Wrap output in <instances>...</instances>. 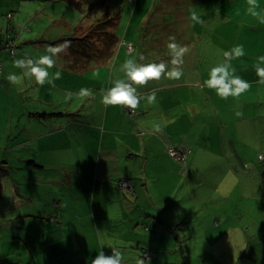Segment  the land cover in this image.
Returning a JSON list of instances; mask_svg holds the SVG:
<instances>
[{"label": "crops", "instance_id": "crops-1", "mask_svg": "<svg viewBox=\"0 0 264 264\" xmlns=\"http://www.w3.org/2000/svg\"><path fill=\"white\" fill-rule=\"evenodd\" d=\"M9 1L0 0V17L6 14L5 18H0V46L14 40L16 59L24 58L25 54L33 58L44 54L49 44L73 43L75 30L83 22L81 15L72 22L66 17L67 21L57 18L62 13L48 15L50 20L41 17L45 7L63 0H47L45 5L37 0L35 5L40 9L30 6V17L22 20L19 15L15 21ZM66 1L76 6L72 0ZM9 13H12L11 18H8ZM32 13L37 14L32 16ZM53 28H58V33H49ZM113 32L116 33V28ZM74 44L77 49L74 51L73 47L70 52L68 47L59 53L55 66L49 70L53 74L60 71V79L43 87L27 78L21 87L14 85L13 95L29 92L33 104L29 103L18 116L13 111L15 104L12 105L8 123L0 112V164L11 166L18 178L17 182L9 183L10 192L15 191L16 184L22 188L20 183L25 182L27 176V161L34 160L43 166L36 182L32 183L34 195L23 188L21 194L27 197L25 202L16 196L18 190L13 193V202L6 201L7 205L14 206L25 203L26 208L20 211L14 207L12 215L8 209L0 210V233H5L0 235V264H91L88 250H94L96 257L101 250V234L99 241L98 236L95 240L80 236L74 246L69 239L76 233L97 231L111 236H106L108 243H103L104 246L121 247V237H113L109 223L112 219H116L115 224L119 223L128 212L132 218L130 233L135 237L128 241L129 247L124 248L140 247L141 241L135 233L143 227V231L153 232L151 240L154 234H162L159 236L165 237V242L174 248H178V244L184 247L179 241L184 237L191 248H186L182 264H190L193 248L205 250L203 256L200 252L201 264H230L225 252L228 244L237 248L236 254H241L240 259L231 264H264V213L260 214L261 210L257 209L259 233L256 242L250 244V226L233 221L236 210L225 209L229 208L231 200L222 193L223 187L228 185L227 190L239 196L236 201L251 199L253 202L260 199V194L264 196V164L258 161L263 167L254 170V164L264 154V86L258 85L254 66L264 50L252 58V64L248 58L247 62L236 66L237 74L252 85L239 98L221 99L204 86L203 81L215 64L210 62L209 68H198L201 63L195 53L190 59L195 62L193 68L182 65L180 79L162 77L140 88L141 94L155 91L156 101L149 104L142 99L132 114L121 106L106 108L101 103L102 91L124 75L120 68H114L122 51L121 39L118 37L114 54L100 62L86 58L81 43L74 41ZM1 56L4 63L0 90L4 83L10 84L7 79L10 73L22 72L14 65L16 59L6 51H0V61ZM81 88L89 89L94 98L73 96L67 99L69 93H78ZM8 92L12 95L11 89ZM236 111L242 115L238 117ZM37 112L54 115L40 120L32 115ZM157 127L160 131H156ZM170 148L191 150L187 163L172 158L168 153ZM125 180L129 182L126 189L121 186ZM207 184L211 187L204 195L202 186ZM3 187L2 194L6 195L7 187ZM80 191L88 195L79 197ZM174 194L181 199L174 198L171 202ZM212 200L222 208L206 210ZM169 206L172 209L169 210ZM167 209L172 211L168 217ZM221 210L228 217L232 214L230 220H225L227 228L212 218ZM154 211L158 215L148 224ZM239 213L249 216L251 211ZM200 215L204 217H197ZM187 216H193L190 221L194 220L192 234L195 238L176 233V226L185 222ZM74 217L80 218L75 221ZM259 217L263 221L261 226ZM83 219L105 227L100 231L99 226L84 224ZM146 253L150 258L158 256L145 250Z\"/></svg>", "mask_w": 264, "mask_h": 264}, {"label": "rangeland", "instance_id": "rangeland-1", "mask_svg": "<svg viewBox=\"0 0 264 264\" xmlns=\"http://www.w3.org/2000/svg\"><path fill=\"white\" fill-rule=\"evenodd\" d=\"M35 2H37V0L9 1L10 9L13 11V15L15 17L14 20L17 21L19 15L23 17L22 20L28 19L30 17L28 14L30 6H32V9L36 8V6L37 9H40L41 7L35 5ZM72 2L76 5L75 7L66 0H63L59 3L56 2L57 4H53L51 7H45L44 13L41 15V17H43L45 20H50L48 15H51L54 12L57 14L62 13L57 18L62 19L66 17L68 21L72 22L75 21L78 16H84L82 25H80L79 28L75 30L73 41L81 43L83 39H90L94 43L93 50L97 51L99 48L103 50L101 53L99 51V55L104 53V42H100L101 34H98V32L102 31V29L95 27V25L100 21L106 20L108 17H114L116 13H120L119 23L115 28L118 37L121 39L120 48L122 51L114 68H120L123 61L127 58H134L139 61L140 55L145 57L144 61H139L143 63H159L161 61H170L171 57L167 48V44L170 42L169 37H175L176 43H179L180 45H187L189 47L188 53L183 58V65L185 64L184 68H193L192 66L195 62L194 60L190 59H192V56L195 53H197L196 60L198 59L201 63V66L198 68H209L211 64L210 62H214L216 65L218 62L223 60V52L231 50L236 45H243L245 55L231 61L232 65L237 68L236 66L247 62L248 58L250 60V64H252V58L255 55L259 56L260 52L264 50V24L259 23L248 12L249 5L247 0H72ZM47 3V0H41L39 2V4L42 5ZM257 3L259 5L257 10L264 13V0H257ZM83 9L84 11H82ZM190 10H195L204 23L200 24L193 22L190 19ZM36 14L37 13L33 14L32 16H36ZM5 15L6 14L4 13V16H1L0 18H5ZM66 18L64 19L66 20ZM115 28L111 27L109 29L111 32H113L115 31ZM55 32L58 33V28H53L49 33ZM4 38L6 39V37H3V39ZM4 46L7 47V45ZM129 46H131V48H129ZM2 58L3 56H1V62L4 63V58ZM99 60L102 61V59L99 58H96L95 61L100 62ZM8 89H11L12 95H9ZM13 93H15L14 85L4 83L3 89L0 90V112L4 122L7 120V123L10 120L8 113L11 109H13L12 105L15 104L13 111L15 112V115L18 116L23 108L30 106L29 103L33 104L32 101H34V99L29 98V92L15 96ZM17 120L18 117H15L14 121ZM4 122L2 125H5ZM176 150L180 151L182 148H178ZM262 156H264V154H262ZM258 161L259 160H257L254 164V170H256V167H263V164ZM248 169L249 172L253 170L252 167ZM221 175L219 177H221ZM249 177H251V175H248V178ZM31 178L37 179V177ZM16 179L18 180V178ZM26 182L27 180L25 179V182L20 183L22 186L21 189L18 188L19 185L16 184L17 187L14 188L15 191L12 192H10L11 189L8 187V184L3 185L7 187L4 189L6 195L2 194L4 187L0 188V210L8 209V211H10L9 213L12 215L14 207L20 208V211L26 208L25 203H19L20 205L14 206L11 204L7 205L8 203L6 202H13L15 197V195L13 196V193L17 190L18 195L16 196L22 202H25L27 197L21 194V190L23 188H25V192L27 190L29 194L32 192L34 195V193H36L33 189L35 186L27 187ZM28 183L31 184L34 183V181H28ZM210 187L211 185L208 184L202 186V192L204 195ZM223 188V197L227 200H231L229 208L227 207L225 209L234 208L236 213L233 217V221L236 222L239 220L242 221L240 225L250 226V244H254L259 233L256 226L258 222L257 209L261 210L260 214L264 213V196L260 194V199L258 198L259 200L253 202L251 199L236 201L239 196L233 195V192H229L227 190L229 188L228 185L224 186ZM260 193H262V191H260ZM20 194L21 196H19ZM63 194L66 195V192H63ZM36 195L41 197L40 194ZM87 195L88 194L86 192H79V197ZM59 196L61 197V195ZM174 198L178 200L181 199V197L177 198V194H174L172 196L171 202L174 201ZM183 201L184 200L182 199V202ZM177 204L178 203L175 205L177 206ZM62 207L64 209L65 206L63 205ZM122 207L126 212H128L129 209H127L126 206L123 205ZM170 208L172 209L171 206H169L168 209L170 210ZM215 208L222 207L216 200H212L210 206L206 210ZM168 209L165 210L167 217L168 213L172 212L168 211ZM242 210L251 211V214L249 216H241L239 212ZM80 211H82V206ZM155 212L157 211L151 213L148 224L153 222V219L157 217L158 213ZM216 213L218 214L213 215L212 218L217 221H221L222 226L227 228L225 220H230L229 217L232 218V214H230L228 217L224 210L217 211ZM182 214L184 215L183 212ZM124 215V217L119 219V223L115 224L116 219H112L109 225H111V229L113 230L111 233L114 234L113 237L115 235L121 237V242L119 245H121V251L126 264H135V258H142L143 256L144 258L147 257L148 260H150V264H182L186 256V248H191L190 246H187L188 242L184 237L179 240L180 243L184 245V247L181 248V245L178 244V248H174L173 246H170V243L165 242V237L159 236L162 234H154L155 238L151 240L150 237L153 232L147 233L146 231H143V227H140L138 232L135 233V235L139 237L138 240L141 241L139 242L140 247H138V249L124 248L129 247L130 244L128 241L135 237L132 233H130L132 219L131 215L129 212L125 213ZM192 217L193 216H187L185 222L180 223V227L176 226L175 229H177V234L183 233L186 236L195 238V236L192 234L194 231V220L193 223L190 221V218ZM197 217L204 216L200 215ZM1 218L3 219V216ZM79 218L80 217H74V220H79ZM83 220L84 224H88L90 226H99V228L104 226L102 223L96 225L94 222H92L93 218H91L92 221L89 219ZM140 221L145 220L142 218ZM259 222L260 224L258 223V225L261 226L263 221L260 220V217ZM137 223L140 224V222ZM98 230L101 231L102 228ZM4 234L5 233H0V235ZM99 234H101L103 243H108L107 237L111 236L104 233H99L97 231L95 233L89 232L87 234H73L74 237L69 239L68 242L71 241L73 244L71 246H74L75 244H78L76 241L80 240V236L86 235L90 239L95 240V236H98ZM99 240L100 236H98L97 241ZM103 250L106 254H111L110 247L103 248ZM145 250L149 251L150 253L152 252V254L158 253V256L155 258L154 255V258H150L148 253L144 254ZM251 250L252 248H250L249 251ZM201 251L202 250L198 248H193V250H190V264H201L199 261ZM81 252L84 254L85 250H82ZM88 252L90 256L89 260L91 261V259L95 258L94 250L89 248ZM204 252L205 250L201 252L202 256ZM225 252L227 253L226 259L230 264L231 261L236 262L241 257V254L239 255V253H235L237 252V248L235 246H231L230 244L226 246ZM209 261L210 260L207 259V262Z\"/></svg>", "mask_w": 264, "mask_h": 264}, {"label": "clouds", "instance_id": "clouds-1", "mask_svg": "<svg viewBox=\"0 0 264 264\" xmlns=\"http://www.w3.org/2000/svg\"><path fill=\"white\" fill-rule=\"evenodd\" d=\"M247 2L249 5L248 12L259 23L264 24V13L257 10L259 8L257 0H247ZM190 19L196 23H204L195 10H190ZM169 41L167 48L171 57L170 61L143 63L138 62L134 58L125 59L120 66V71L124 74L123 78L113 80L111 86L107 90L102 91L101 103L106 108L121 106L133 112L140 106L142 99L149 104L155 103V91L141 94L139 89L146 87L151 81H159L162 77L180 79L183 76V58L189 51L187 45L176 43L175 37H169ZM69 46L70 41L55 45L49 44L46 45L44 54L35 58L25 54L24 58L14 60L15 67L21 69L22 72L20 74L10 73L7 77L9 83L21 87L27 78L30 80L34 79L35 83L40 87L45 84H52L54 80L61 78L62 73L56 71L53 74L49 70L55 66V57ZM244 55L243 45H236L231 50L223 52V60L210 68L208 78L203 81L204 86L213 90L218 97L224 100L229 97L239 98L249 91L252 85L241 75L237 74V69L231 63L233 59H238ZM144 60L145 57L140 55L139 61ZM254 67L259 78L257 81L258 85L264 86V55L258 57ZM73 96L93 97V93L89 89L81 88L78 93H69L67 99L71 100ZM236 115L239 117L242 113L236 111ZM156 131H160V128L157 127ZM103 247V241L101 240V250L97 252L94 259H91V264H125L120 246H109L111 249L110 255L105 253ZM135 264H150V260L137 257L135 258Z\"/></svg>", "mask_w": 264, "mask_h": 264}, {"label": "trees", "instance_id": "trees-1", "mask_svg": "<svg viewBox=\"0 0 264 264\" xmlns=\"http://www.w3.org/2000/svg\"><path fill=\"white\" fill-rule=\"evenodd\" d=\"M11 15H12V13H11ZM119 17H120V13L119 14L116 13V15L114 17H112V18L108 17L106 20L100 21L99 23H97L95 25V27L102 29V31L98 32V34H101L100 35V37H101L100 42L101 41L104 42V53L103 54L99 55V51H100V53L102 52V50L100 48L97 49V51L93 50L94 43L90 39L89 40L83 39L81 41L82 45H80V47H82V48L85 47V51H83L82 54L84 56H86V58H88L89 60H94L96 58L107 59L108 57H111L114 54V52L117 48V45H118V36L116 35L115 32H111L109 28H111V27L115 28L118 25ZM11 41L14 43V40L11 39ZM5 45H9V43L7 42V43H5ZM15 47H16V44H15ZM15 47L13 49L14 53H12L11 50L7 49L6 46H4V47L0 46V51L1 50L3 52L6 51L10 55V57L13 59V58H16V53H17ZM73 47H74V51H75L77 49V44H74V41L69 46L70 52L73 51ZM1 71H2V62L0 61V72ZM134 113H135V111H134ZM32 115H34L36 118H38L40 120H44V119H49L54 114L53 113H46V112H43V113L37 112V113H34ZM172 149L176 150L178 148H172ZM168 153H169V151H168ZM261 162L264 164V160ZM40 168L42 169L43 166L41 167L34 160L27 161L26 165H25V170L28 172L26 179L29 181L36 182V179H33L31 177H38V175L40 173L39 172ZM14 172L15 171H13V168L11 166H9L5 163L0 164V188H2L3 185H6V184L9 185V183L11 184V183L17 182V179H16L17 178L16 177L17 171L15 173ZM26 186L27 187L32 186V183L29 184L27 182Z\"/></svg>", "mask_w": 264, "mask_h": 264}, {"label": "built area", "instance_id": "built-area-1", "mask_svg": "<svg viewBox=\"0 0 264 264\" xmlns=\"http://www.w3.org/2000/svg\"><path fill=\"white\" fill-rule=\"evenodd\" d=\"M8 17L11 18V14H8ZM9 45H7V49L11 50L12 53H14V47H15V43H13L12 41H8ZM129 48H131V46H129ZM129 110V112L134 113L132 110ZM169 154L171 157H173L175 160L180 161L182 163H186L189 155H190V150L187 149H182L180 151L178 150H174V149H169ZM259 160L263 161L264 160V156H259ZM122 188H128L129 187V182L127 180H125L124 182H122Z\"/></svg>", "mask_w": 264, "mask_h": 264}]
</instances>
